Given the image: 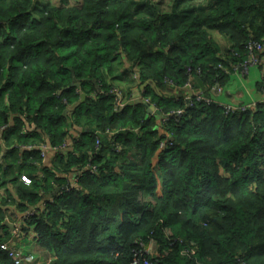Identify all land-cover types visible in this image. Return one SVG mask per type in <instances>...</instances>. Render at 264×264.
<instances>
[{
	"label": "trees",
	"instance_id": "obj_1",
	"mask_svg": "<svg viewBox=\"0 0 264 264\" xmlns=\"http://www.w3.org/2000/svg\"><path fill=\"white\" fill-rule=\"evenodd\" d=\"M66 2L0 0V242L20 213L49 264H264V105L227 116L185 99H211L250 59L264 0ZM213 32L231 43L225 57ZM125 64L168 121L115 109ZM43 144L57 150L49 164ZM71 176L76 187L55 194ZM0 264H14L2 250Z\"/></svg>",
	"mask_w": 264,
	"mask_h": 264
},
{
	"label": "crops",
	"instance_id": "obj_2",
	"mask_svg": "<svg viewBox=\"0 0 264 264\" xmlns=\"http://www.w3.org/2000/svg\"><path fill=\"white\" fill-rule=\"evenodd\" d=\"M213 41L218 45L219 50L222 51L223 57H225L226 52L228 49L230 50L231 43L228 40L227 37H223L220 35L218 32H213L212 34ZM262 60L259 66L253 67L250 70L249 75H247L245 78H240L235 75H231L227 84L218 90V86L211 88L210 90L205 91L206 94H208L211 97V100L217 104H234V105H243V104H250V103H262L264 99V56H262ZM116 75L118 77V86L121 87L119 88V91L121 92V95L123 97V105L119 110H122L125 104H127L130 101H133L134 98L138 94V90L140 89V83L137 81L136 75H135V70H132L131 66L129 64L122 65L121 68L118 69L116 72ZM196 89V88H195ZM144 89L140 90L139 93V98H141L142 91ZM197 90V89H196ZM191 90V93L194 94L195 92L200 90ZM187 91V90H186ZM170 90L165 89L163 91V94L170 95ZM177 94H179V90L177 89ZM185 94V93H184ZM183 94V95H184ZM190 94V95H192ZM143 105V104H141ZM264 105V104H261ZM132 106V105H131ZM144 106V105H143ZM127 107V106H126ZM145 108V106H144ZM116 110H118L115 107ZM146 111V108H145ZM147 113V111H146ZM70 115V114H69ZM150 115V114H148ZM152 115V114H151ZM158 122V120H157ZM157 129V128H156ZM71 138L76 139L77 136L79 135L76 134L75 131H71L70 133ZM135 155V154H134ZM0 155V159H1ZM53 156L50 155V159ZM48 165V164H47ZM73 176L70 177V182L73 181ZM129 187V185H126ZM61 188V187H60ZM2 195L1 189H0V196ZM55 195V194H54ZM21 217V218H19ZM18 218V219H17ZM23 215L18 213L16 214V217L11 219V221H5V225L8 226L11 234V228H13V220H22ZM24 230V229H23ZM25 231V230H24ZM30 231H34L33 228H31L27 233H24L26 236L30 234ZM24 236L23 240L18 244H22V251L27 253H32L41 258L43 261V264H45V256L48 257L49 254L47 251L42 250L35 241H31ZM153 243V242H152ZM49 258V257H48ZM52 255L51 259L47 264L50 263L52 260Z\"/></svg>",
	"mask_w": 264,
	"mask_h": 264
},
{
	"label": "built area",
	"instance_id": "obj_3",
	"mask_svg": "<svg viewBox=\"0 0 264 264\" xmlns=\"http://www.w3.org/2000/svg\"><path fill=\"white\" fill-rule=\"evenodd\" d=\"M247 47H248L250 59L245 61L243 64L242 63L233 64L230 67L231 69L225 70L229 76L235 75V76H238L240 78H245L250 73L249 67H248L250 64L255 63V64H257V66L260 65L261 60L263 58L261 56V54L263 55V52H264V38H262L261 41L251 40L248 43ZM188 89H191V88H188ZM217 89L220 90V88H217ZM114 93L116 95L115 107L116 108L121 107L123 105V97L121 95V92L118 89H116V90H114ZM192 95L195 97V101H204L207 103L213 102L211 99L204 98L203 97L204 95L202 92L197 91ZM192 95L189 94L188 96H186L185 99L187 101H190L192 98ZM146 102L148 103L147 100H146ZM261 104H264V99H263L262 103H250V104H243V105H234V104H223V105L217 104V105L222 107L225 115L237 116V115H242L245 113L254 114L258 111V107ZM182 112H183L182 110H179V111H177V114L182 115ZM164 116L165 117L163 119H160L163 121V123L168 121L167 120L168 116H166V115H164ZM113 137H114V132L107 131L106 133H104V138L97 141V147L100 148L104 142H109V141L112 142ZM2 144H3V139H2V134L0 132V145H2ZM70 145H71V139H69L60 149H58L59 152H64V151L68 150ZM166 146H173V142L170 140H163L160 144V149H164ZM113 148L117 152L120 151V149L117 145H113ZM40 149H41V156L45 162H46L47 158L49 157V155H54L57 152V150L50 148L46 144L41 145ZM87 171H89L92 175H97L100 172V166H91V167H89V169ZM78 174H80V171L78 172ZM22 181H24L26 184H30V180L26 176H22ZM64 187H65V189L61 190L59 193L68 191V190L76 187V180L73 179L71 184H68ZM42 210H43V208H41V211ZM7 221L9 222V220H7ZM11 231L12 232H11L10 238L4 242H0V250L6 252L8 257L13 261L14 264H43V261L41 260V258L39 256L32 254V253H29V252L25 253L22 250L18 249V244L23 240L24 236H26L24 233H27L23 230L22 220H18L16 223H13V229ZM37 237H38V235L35 232V230L30 231V234L26 236L27 239H29L31 241H35L36 243H37ZM132 264H139V263L137 260H134L132 262ZM145 264H147V263H145Z\"/></svg>",
	"mask_w": 264,
	"mask_h": 264
},
{
	"label": "rangeland",
	"instance_id": "obj_4",
	"mask_svg": "<svg viewBox=\"0 0 264 264\" xmlns=\"http://www.w3.org/2000/svg\"><path fill=\"white\" fill-rule=\"evenodd\" d=\"M45 1L50 2L51 4H55V5L64 4L63 3L64 0H37L38 4H41V3L45 2ZM65 1H67L66 4L68 3L70 5H77L80 2V0H65ZM158 1L159 0H157V2ZM205 1L206 0H193L194 4H198V5H204L205 4ZM171 2H172V0H168L167 4L168 3H171ZM165 10H169V8L167 7V5H166ZM248 67H249V71H250L253 67H257V64L253 63V64H250ZM140 99L146 102V100L143 97H141ZM48 158L46 160L47 162H45V163H48L49 164ZM19 218H21V217H19ZM17 219L16 220H13V223H16L18 221ZM22 247H23L22 244H20L18 246V249L19 250H22ZM143 248H144V253L147 256H152L153 255V252H154V244L152 242H150L148 245L144 246ZM43 256L46 259L45 260V264H47L49 262V260L51 259V255H48L49 258L47 256H45V255H43Z\"/></svg>",
	"mask_w": 264,
	"mask_h": 264
},
{
	"label": "water",
	"instance_id": "obj_5",
	"mask_svg": "<svg viewBox=\"0 0 264 264\" xmlns=\"http://www.w3.org/2000/svg\"><path fill=\"white\" fill-rule=\"evenodd\" d=\"M74 85H75V86H78V83L76 82V80H74ZM145 85H146V84H145ZM145 85H141V86H140V89L138 90V94H137V96L134 98V100L128 102V103L125 104L123 107L131 106V105H134V104H143V105L145 106V108H146L147 114H153V113H154L153 115L155 116V118H156L157 120L163 119V118L165 117L164 115H158L156 112H154V110H153V106L149 105V103H147V102H145V101H143V100H141V99L139 98V95H140L139 91L142 90V89H144ZM84 98H85V96L82 95V96H81V102L84 101ZM117 109L119 110V109H121V108H117ZM64 189H65V187L57 188L55 194H56V193L58 194L61 190H64ZM11 229H13V228H11Z\"/></svg>",
	"mask_w": 264,
	"mask_h": 264
}]
</instances>
